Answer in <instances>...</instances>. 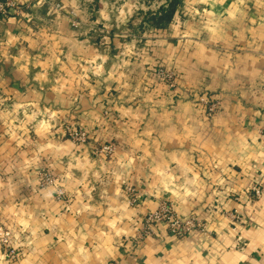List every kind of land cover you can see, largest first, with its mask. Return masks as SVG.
Returning a JSON list of instances; mask_svg holds the SVG:
<instances>
[{
  "label": "crops",
  "instance_id": "0c3cea01",
  "mask_svg": "<svg viewBox=\"0 0 264 264\" xmlns=\"http://www.w3.org/2000/svg\"><path fill=\"white\" fill-rule=\"evenodd\" d=\"M8 1L24 15L0 17V226L18 256L0 243V264H264V0H181L142 30L143 0ZM161 200L208 233L157 222L137 240Z\"/></svg>",
  "mask_w": 264,
  "mask_h": 264
},
{
  "label": "built area",
  "instance_id": "2783aa9c",
  "mask_svg": "<svg viewBox=\"0 0 264 264\" xmlns=\"http://www.w3.org/2000/svg\"><path fill=\"white\" fill-rule=\"evenodd\" d=\"M54 9H61L62 6L59 3L52 4ZM27 8V7H26ZM10 9H14L16 14L23 16L21 7L14 2L8 0H0V17H6L9 15ZM77 14L75 12L70 13V17L72 18L71 24L77 26L79 23L75 19ZM157 77L160 79L162 83H164L168 88L175 87V75L173 71L169 68L157 67L155 70ZM197 103L202 106L204 112L207 116L214 115L219 109V101L216 99H210L206 95L201 94L197 96ZM67 137L69 140L75 143H85L88 138V133L84 128H67ZM262 137L264 140V129L262 132ZM105 150L111 151V147L109 145L104 147ZM39 186L40 187H51L55 188V193L59 198H63L64 191L62 188L57 186V178L49 172L43 171L39 173ZM127 192L129 194L128 202L131 205H135L137 203L138 194L136 190L132 187L127 188ZM262 195V189L260 183H256L252 185L247 190L248 198H256L259 199ZM226 216L229 218V221L237 225L242 222L241 212L238 210L228 211ZM142 226L136 236L137 240H141L144 237L154 234V225L157 222H162L167 225V228L178 236H184L189 234L195 230H199L203 232L205 235L208 233L204 224H202L197 218L193 216H188L183 218L178 213L175 212L173 207L166 201L161 200L156 207L155 210L149 212L142 221ZM14 234L11 230L0 226V243L4 248V256L9 259H16L18 256V252L16 247L14 246ZM114 264V263H110Z\"/></svg>",
  "mask_w": 264,
  "mask_h": 264
},
{
  "label": "trees",
  "instance_id": "16d2710c",
  "mask_svg": "<svg viewBox=\"0 0 264 264\" xmlns=\"http://www.w3.org/2000/svg\"><path fill=\"white\" fill-rule=\"evenodd\" d=\"M146 9H140L138 15L140 17L139 23L135 29L142 30L144 26H152L154 28H165L172 21L173 15L177 7L181 4V0H143ZM159 2L154 8L151 4ZM134 30V29H133ZM132 36V32L130 34Z\"/></svg>",
  "mask_w": 264,
  "mask_h": 264
},
{
  "label": "water",
  "instance_id": "95a60500",
  "mask_svg": "<svg viewBox=\"0 0 264 264\" xmlns=\"http://www.w3.org/2000/svg\"><path fill=\"white\" fill-rule=\"evenodd\" d=\"M46 0H40L38 4L34 5L31 8V11H35L36 9H38L43 3H45ZM31 15H27V18L30 19Z\"/></svg>",
  "mask_w": 264,
  "mask_h": 264
},
{
  "label": "rangeland",
  "instance_id": "374dc122",
  "mask_svg": "<svg viewBox=\"0 0 264 264\" xmlns=\"http://www.w3.org/2000/svg\"><path fill=\"white\" fill-rule=\"evenodd\" d=\"M156 5H157V4H155V5H152L151 7H152V8H154Z\"/></svg>",
  "mask_w": 264,
  "mask_h": 264
}]
</instances>
